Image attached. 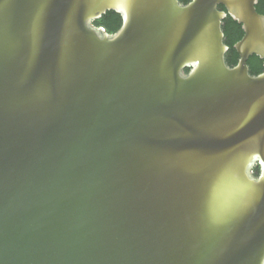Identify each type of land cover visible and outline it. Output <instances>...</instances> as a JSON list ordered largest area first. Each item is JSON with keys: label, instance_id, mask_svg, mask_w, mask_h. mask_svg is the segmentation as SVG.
I'll list each match as a JSON object with an SVG mask.
<instances>
[{"label": "water", "instance_id": "1", "mask_svg": "<svg viewBox=\"0 0 264 264\" xmlns=\"http://www.w3.org/2000/svg\"><path fill=\"white\" fill-rule=\"evenodd\" d=\"M258 3L0 0V264H264Z\"/></svg>", "mask_w": 264, "mask_h": 264}, {"label": "trees", "instance_id": "2", "mask_svg": "<svg viewBox=\"0 0 264 264\" xmlns=\"http://www.w3.org/2000/svg\"><path fill=\"white\" fill-rule=\"evenodd\" d=\"M181 2L186 5L190 2V0H181ZM261 3L264 6V0H261ZM219 10L225 11V8L219 7ZM257 10L260 14L264 15V11L258 8ZM122 23L123 21L120 14L114 11H109L103 15L101 19L96 20L94 25L103 27L109 34H115L121 28ZM222 30L225 34L224 43L229 47V51L226 54V63L229 67H235L239 62L240 56L235 50L234 45L244 36L242 26L228 16L223 21ZM248 66L252 76H257L264 71L263 61L257 56H252L248 60ZM188 72L189 69L186 70V73ZM254 172L256 175H259L258 166L255 168Z\"/></svg>", "mask_w": 264, "mask_h": 264}, {"label": "flooded vegetation", "instance_id": "3", "mask_svg": "<svg viewBox=\"0 0 264 264\" xmlns=\"http://www.w3.org/2000/svg\"><path fill=\"white\" fill-rule=\"evenodd\" d=\"M219 7H223V6H219ZM256 8H258V9L264 11V6L262 5L261 0H259V3L257 4ZM257 11H258V10H257Z\"/></svg>", "mask_w": 264, "mask_h": 264}, {"label": "snow or ice", "instance_id": "4", "mask_svg": "<svg viewBox=\"0 0 264 264\" xmlns=\"http://www.w3.org/2000/svg\"><path fill=\"white\" fill-rule=\"evenodd\" d=\"M37 32H38V26H37Z\"/></svg>", "mask_w": 264, "mask_h": 264}]
</instances>
